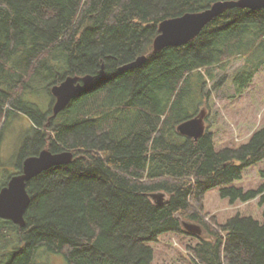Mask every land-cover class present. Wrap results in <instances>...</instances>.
<instances>
[{
    "label": "trees",
    "instance_id": "trees-1",
    "mask_svg": "<svg viewBox=\"0 0 264 264\" xmlns=\"http://www.w3.org/2000/svg\"><path fill=\"white\" fill-rule=\"evenodd\" d=\"M214 1L0 0V124L17 111L34 130L18 165L44 148L73 154L27 182L23 227L0 218V264H44L35 260L40 247L66 264H151L148 243L164 232L197 238L188 246L195 264H264V218L235 215L212 227L202 213L217 186L230 202L264 205V185L225 186L264 159V127L219 150L209 129L196 140L176 129L210 97L213 67L241 58L232 76L241 91L264 66V8L227 9L189 42L152 53L162 20ZM140 55L143 64L119 70ZM68 75L93 80L56 116L25 101L35 77L50 78L51 94ZM157 192L166 195L161 204L151 198ZM184 220L204 225L210 238L186 232Z\"/></svg>",
    "mask_w": 264,
    "mask_h": 264
},
{
    "label": "rangeland",
    "instance_id": "rangeland-1",
    "mask_svg": "<svg viewBox=\"0 0 264 264\" xmlns=\"http://www.w3.org/2000/svg\"><path fill=\"white\" fill-rule=\"evenodd\" d=\"M242 62L241 58H237L231 60L225 68L213 67L214 78L206 80V89L210 91V97L206 100L205 105L199 108L197 115L202 117L205 128L212 131L216 150L224 147L237 148L245 143L256 129L264 127V66L245 88L238 91L232 76L242 66ZM8 65L11 67L13 64L9 63ZM223 76L225 78L222 83L219 86H213ZM13 79H18V73L13 74ZM49 79L35 77L25 92V101L35 104L43 112L52 107L54 102L52 95L45 87ZM4 119L6 124L2 126ZM2 125L0 124L2 126L0 134V188L19 170L18 161L21 149L25 144V138L32 134V121L24 113H15L8 120L3 114ZM263 170L264 159L246 167L240 179L225 186L243 190L258 189L264 185V177L261 175ZM221 188L223 186L211 188L206 192L203 200L202 213L204 221L209 226L217 227L235 215L263 221L264 205L259 203L258 198L247 202H230L229 198L221 196ZM191 223L199 226L200 237L210 238L204 225L198 222ZM197 242V238L185 233L164 232L157 241L148 243L153 249L151 264H195L188 246H194ZM35 260L44 264H66L61 253L50 252L45 247L36 250Z\"/></svg>",
    "mask_w": 264,
    "mask_h": 264
},
{
    "label": "water",
    "instance_id": "water-1",
    "mask_svg": "<svg viewBox=\"0 0 264 264\" xmlns=\"http://www.w3.org/2000/svg\"><path fill=\"white\" fill-rule=\"evenodd\" d=\"M239 7L252 10L264 8V0H216L208 8L197 12H186L183 15L162 20L158 25V34L152 41V53H156L169 46L183 45L202 30L212 19L225 10ZM146 55H140L131 62L119 67V70L132 69L143 64ZM93 80L92 75H68L60 83L53 84L50 92L55 100L52 105V115L61 112L80 91L86 88ZM177 131L181 135L199 138L205 131L202 117L199 115L180 122ZM71 151L52 152L42 149L37 155L27 157L22 165L20 174L13 175L5 186L0 188V218L8 219L14 224L25 225L24 214L30 203V196L26 190L27 182L52 166L67 164L72 161ZM151 198L156 204L165 199L162 192L153 193ZM183 229L195 235L200 234L197 224L182 221Z\"/></svg>",
    "mask_w": 264,
    "mask_h": 264
},
{
    "label": "flooded vegetation",
    "instance_id": "flooded-vegetation-1",
    "mask_svg": "<svg viewBox=\"0 0 264 264\" xmlns=\"http://www.w3.org/2000/svg\"><path fill=\"white\" fill-rule=\"evenodd\" d=\"M15 113H17V111H15L14 113H12L11 114V116H13ZM11 116H9V117H11ZM9 117H7V120L9 119ZM32 132H34V130H32ZM23 160H24V158L22 159V161H21V168H20V165H19V170L17 171V173L16 174H20L21 173V171H22V163H23ZM18 162H20V161H18ZM19 164V163H18ZM15 175V174H14ZM13 176V175H12ZM8 182V181H7ZM7 184V183H6Z\"/></svg>",
    "mask_w": 264,
    "mask_h": 264
},
{
    "label": "bare ground",
    "instance_id": "bare-ground-1",
    "mask_svg": "<svg viewBox=\"0 0 264 264\" xmlns=\"http://www.w3.org/2000/svg\"><path fill=\"white\" fill-rule=\"evenodd\" d=\"M54 100H55V98H54ZM52 105H53V104H52ZM52 105H51V106H52ZM51 109H52V107H51ZM17 113H19V112H17ZM20 113H21V112H20ZM41 150H42V149H41ZM67 151H69V150H67ZM30 156H32V155H30ZM27 157H29V156H27ZM27 157H25L24 160H25ZM24 160H23V162H24ZM22 165H23V163H22ZM11 177H12V176H11ZM11 177H10V178H11ZM10 178H9V179H10ZM9 179H8V180H9Z\"/></svg>",
    "mask_w": 264,
    "mask_h": 264
}]
</instances>
